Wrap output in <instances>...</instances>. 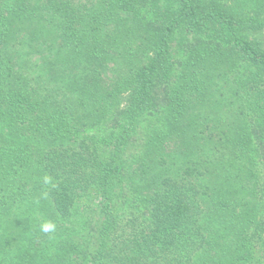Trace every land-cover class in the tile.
Returning a JSON list of instances; mask_svg holds the SVG:
<instances>
[{
    "label": "trees",
    "instance_id": "trees-1",
    "mask_svg": "<svg viewBox=\"0 0 264 264\" xmlns=\"http://www.w3.org/2000/svg\"><path fill=\"white\" fill-rule=\"evenodd\" d=\"M165 1L158 21L139 0L3 6L0 264H258L264 134L243 115L255 100L235 65L264 75V51L242 36L264 29L252 17L264 0ZM182 26L187 37L214 29L232 48L194 41L170 82Z\"/></svg>",
    "mask_w": 264,
    "mask_h": 264
},
{
    "label": "rangeland",
    "instance_id": "rangeland-1",
    "mask_svg": "<svg viewBox=\"0 0 264 264\" xmlns=\"http://www.w3.org/2000/svg\"><path fill=\"white\" fill-rule=\"evenodd\" d=\"M139 1L141 14L144 17L153 21H158L160 20V18H163L165 16L166 12L162 10L163 6H168L165 0ZM8 2H10V0H0V16L1 11L3 10V6ZM252 17L264 23V14L255 16L253 15ZM18 22H20L19 18L14 20V23ZM184 33V26H182L178 29L174 37L173 65L170 73L171 77L170 79H167V81L170 82L172 81L171 78L175 77L181 71L182 65L185 62L194 41H197L198 39H212L222 43L223 47L227 50H230L232 48V45L229 40H225L220 34L218 35L217 31H215L214 29L210 31H202V33L198 34L194 33L191 37H187ZM242 36L257 43L264 51V29L247 31L243 33ZM235 66L236 74L242 77V81L238 82L241 85V92L244 93V90H246L250 94L245 100L250 102L255 100L252 106L247 105V102L243 103V105L246 107L243 115L245 116L249 127L253 131H258L260 135H263L264 131L262 127H264V120L262 119V111L264 110V75L262 76L257 71V69L249 65L248 62H244L240 59H237V63ZM119 103L120 107L125 106L127 103V96L121 97ZM157 108L162 109L163 106L160 105L157 106ZM158 109H154L143 120H141L139 127L132 138V141L128 145L126 151V156L128 158H131V156L133 158L137 153L142 152V150L144 149L147 130L152 125L151 123H149V121L152 120L151 114L154 115L158 113ZM106 129L110 131L111 127L108 125L106 126ZM254 144L259 155L258 169L260 171L259 175H261L260 180L262 182L260 195H263L264 198V139H255ZM262 201L264 202V199ZM253 247H255V262H258V264H264V236L261 239H256V242L253 244Z\"/></svg>",
    "mask_w": 264,
    "mask_h": 264
},
{
    "label": "clouds",
    "instance_id": "clouds-1",
    "mask_svg": "<svg viewBox=\"0 0 264 264\" xmlns=\"http://www.w3.org/2000/svg\"><path fill=\"white\" fill-rule=\"evenodd\" d=\"M44 182L45 183H49V178L48 177H44ZM55 230V225L51 222H45L41 225V231L44 233H49Z\"/></svg>",
    "mask_w": 264,
    "mask_h": 264
}]
</instances>
